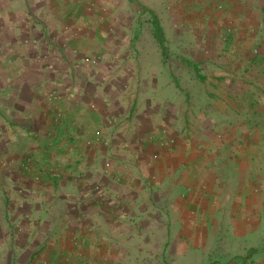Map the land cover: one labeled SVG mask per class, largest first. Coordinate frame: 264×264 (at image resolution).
<instances>
[{
	"label": "crops",
	"instance_id": "crops-1",
	"mask_svg": "<svg viewBox=\"0 0 264 264\" xmlns=\"http://www.w3.org/2000/svg\"><path fill=\"white\" fill-rule=\"evenodd\" d=\"M168 1L134 47L88 0H0V264H264V0Z\"/></svg>",
	"mask_w": 264,
	"mask_h": 264
},
{
	"label": "rangeland",
	"instance_id": "rangeland-1",
	"mask_svg": "<svg viewBox=\"0 0 264 264\" xmlns=\"http://www.w3.org/2000/svg\"><path fill=\"white\" fill-rule=\"evenodd\" d=\"M42 1V0H40ZM45 2V1H43ZM50 2H56V4H59V0H50ZM89 3L86 4V12L89 14H99L102 19L100 22L103 26H105L104 35L102 37L103 41H108V43L116 44L118 42H131L132 46L139 47L141 44V41L145 42H154L156 41L154 37V27H153V18L151 15V11L155 13H160L162 15L169 14L168 12V0H88ZM183 6L186 8L190 4V0H181ZM177 4H179L177 2ZM217 6V9H224L226 7V4L222 1H218L215 3V7ZM182 9H185L181 7ZM155 10V11H154ZM183 13H179L180 15L179 19H177V25L179 33L175 32L174 35H172L171 32H166L165 36L170 41L178 40V41H192L195 40L192 33L187 31L189 28V24L183 21V14H187L185 10ZM177 14V11H176ZM188 18V17H187ZM37 19L43 20L41 16L36 15L35 21ZM37 25H41V21L36 22ZM73 34L70 33V39L74 40L75 38L72 36ZM74 38V39H73ZM104 38V39H103ZM148 43V44H149ZM150 45V44H149ZM124 46V45H123ZM161 50V48H160ZM177 51L176 49H173ZM114 54L116 56L123 55L124 48L122 47L121 50H115ZM117 51V52H116ZM133 48L131 49L132 55L135 53L133 52ZM149 55L154 53V50L150 49L148 51ZM111 55V54H110ZM135 55H139L135 53ZM158 57L160 56L157 54ZM102 61L101 57H95V58H88L84 57L82 60V64L89 65L92 67H97L100 65ZM153 84V82H151ZM167 141H171V139H167ZM156 157V156H155ZM154 157V159H155ZM157 160V159H155ZM22 168V167H21ZM229 246V243H228ZM212 260L219 259L217 256H213L211 258ZM246 259V258H244ZM249 259V258H248ZM226 264H237V257H231L228 256V258H225Z\"/></svg>",
	"mask_w": 264,
	"mask_h": 264
},
{
	"label": "built area",
	"instance_id": "built-area-1",
	"mask_svg": "<svg viewBox=\"0 0 264 264\" xmlns=\"http://www.w3.org/2000/svg\"><path fill=\"white\" fill-rule=\"evenodd\" d=\"M57 100H58V97H57V96H55V95H50V97H49V102H50V103H56ZM64 119H65V117H64V114H63L62 111H60V110L55 111V114H54V116H53V120H54V122H55L57 125L61 124V123L64 121ZM98 140H99V138H97V142H98ZM97 142L94 141V140H90V141L87 142V145H88L89 147H91V146L95 145V143H97ZM171 144H173V141H172V140H171V141H165V142H162L160 146H161L162 148H167V147L170 146ZM157 158H158V157H155V159H157ZM21 167H22V169H24V170H26V171H28V172L31 171V167H30V165L22 164ZM106 167L109 168V167H110V164L107 163V164H106ZM95 192H97V193H99V194H102V191H101L100 186H96V187H95ZM64 264H75V263H72V262H69L68 260H65V261H64Z\"/></svg>",
	"mask_w": 264,
	"mask_h": 264
},
{
	"label": "trees",
	"instance_id": "trees-1",
	"mask_svg": "<svg viewBox=\"0 0 264 264\" xmlns=\"http://www.w3.org/2000/svg\"><path fill=\"white\" fill-rule=\"evenodd\" d=\"M153 27L155 39L159 42L161 46H163L165 43L164 33L158 19L155 16H153Z\"/></svg>",
	"mask_w": 264,
	"mask_h": 264
}]
</instances>
